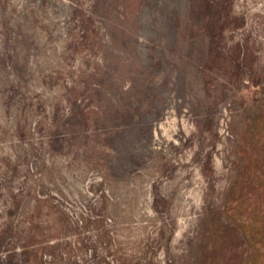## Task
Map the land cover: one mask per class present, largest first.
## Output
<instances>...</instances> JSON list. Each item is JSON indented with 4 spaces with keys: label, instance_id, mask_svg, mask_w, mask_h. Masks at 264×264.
Masks as SVG:
<instances>
[{
    "label": "rangeland",
    "instance_id": "374dc122",
    "mask_svg": "<svg viewBox=\"0 0 264 264\" xmlns=\"http://www.w3.org/2000/svg\"><path fill=\"white\" fill-rule=\"evenodd\" d=\"M0 264H264V0H0Z\"/></svg>",
    "mask_w": 264,
    "mask_h": 264
}]
</instances>
